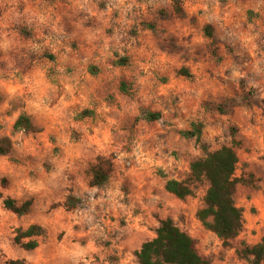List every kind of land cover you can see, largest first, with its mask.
<instances>
[{"label": "clouds", "instance_id": "clouds-1", "mask_svg": "<svg viewBox=\"0 0 264 264\" xmlns=\"http://www.w3.org/2000/svg\"><path fill=\"white\" fill-rule=\"evenodd\" d=\"M0 264H264V0H0Z\"/></svg>", "mask_w": 264, "mask_h": 264}]
</instances>
